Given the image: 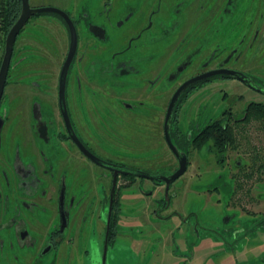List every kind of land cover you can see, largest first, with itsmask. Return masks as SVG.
Returning <instances> with one entry per match:
<instances>
[{
  "label": "flooded vegetation",
  "instance_id": "af4514ba",
  "mask_svg": "<svg viewBox=\"0 0 264 264\" xmlns=\"http://www.w3.org/2000/svg\"><path fill=\"white\" fill-rule=\"evenodd\" d=\"M30 6H52L65 16H31L13 46L0 102V264H87L86 216L99 202L86 190L74 205L73 190L88 183L90 166L111 176L105 194L108 217L100 234L103 264L107 230V251L119 231L118 189L147 179L118 174L111 203L114 171L108 167L145 172L126 162L149 153L159 127L168 145L169 107L186 83L173 108L170 136L187 154V169L190 157L202 149L224 164L242 140L264 139V70L244 68L264 53V0H52ZM67 18L76 47L62 75L73 41ZM56 27L64 31L67 47L52 70ZM222 44L226 48L218 49ZM4 52L5 45L2 59ZM226 81L236 84L226 88ZM193 94L205 103L198 102L195 123H187L193 129L186 131L185 104ZM205 114L210 116L201 118ZM74 158L80 160L77 168ZM176 162L171 174L179 168ZM234 163L237 172L229 171L233 197L251 174L243 169L246 161ZM147 180L166 189L154 216L170 218L164 212L171 205L173 182L167 187ZM260 225L257 230H264V216ZM250 232L247 228L243 237Z\"/></svg>",
  "mask_w": 264,
  "mask_h": 264
},
{
  "label": "rangeland",
  "instance_id": "374dc122",
  "mask_svg": "<svg viewBox=\"0 0 264 264\" xmlns=\"http://www.w3.org/2000/svg\"><path fill=\"white\" fill-rule=\"evenodd\" d=\"M51 1L30 0V4ZM54 31L57 46L52 55L55 57L49 58L52 70L63 58L67 47L64 31L58 28ZM217 48L224 49L226 45H217ZM220 54L222 58L226 51ZM248 62L244 68H251L255 73L258 67L264 70V53L257 61L249 59ZM243 64L237 61L236 66L243 68ZM235 84L226 81L223 85L231 88ZM220 95L217 93L218 99ZM206 97L212 99L214 94ZM202 99V95L196 94L188 98L185 104L188 120L183 119L186 124L195 123L193 113L198 109V102L205 103ZM47 102L53 104V97H48ZM207 116L210 114L201 118ZM181 118L184 117L181 115ZM190 127L187 124L185 130ZM159 135L161 127L151 135L149 153L126 163L150 174L171 175L177 166L176 158ZM239 143L240 148L230 153L228 160L232 161L229 163L218 164L216 158L206 154V149L190 157L188 169L168 190L171 205L164 214H170V218L159 220L154 216L161 199L166 198L165 186L137 179L132 186L120 187L119 231L116 241L108 246L106 264H264V230H257L264 216V139ZM236 160L246 161L243 169L251 174L242 179V187L233 197L235 181L230 172H237ZM80 165V160L74 158V168ZM260 165L262 169L257 172ZM110 180L111 176H107L104 169L90 166L88 183L73 190L74 205L86 197V190L90 200L94 197L99 202L97 209L86 216L89 239L87 264H102L103 239L100 234L108 217L105 194ZM247 228L252 234L243 237Z\"/></svg>",
  "mask_w": 264,
  "mask_h": 264
},
{
  "label": "water",
  "instance_id": "95a60500",
  "mask_svg": "<svg viewBox=\"0 0 264 264\" xmlns=\"http://www.w3.org/2000/svg\"><path fill=\"white\" fill-rule=\"evenodd\" d=\"M21 1V12L20 15L18 17V19L16 20V22L13 24V26L11 27V29L9 30L6 40H5V52H4V56L3 59L1 61V65H0V102H1V98L3 96V91H4V87H5V82H6V77H7V73H8V69H9V65H10V60H11V55H12V50H13V46L15 43V39L16 36L18 35V33L20 32V30L23 28V26L27 23V21L29 20V18L33 15L36 14H40V13H44V12H57V13H61L65 16L64 12L61 10H58L55 7L52 6H44V7H31L29 0H20ZM67 20L69 21V25L72 31V36H73V41L71 44V48L69 51V54L67 56V59L64 63V67H63V74H65V72H67V68L69 66L70 61L72 60V57L74 55V51H75V30L73 28V25L71 23V21L67 18ZM227 73H229L230 75H234L236 76L234 73V71H228ZM195 81V80H194ZM193 82V81H190ZM187 83L182 86L177 92L176 94L173 96V99L171 101L170 107H169V111H168V115H167V119L165 122V134H166V141L170 147V149L172 150V152L175 154L178 163H179V168L172 173L171 175L168 176H162V175H154V174H150V173H146V172H142V171H131V172H126L124 170H119V169H115L112 166L108 167L109 169H111L112 171H114V185L112 188V192H111V203H112V197H113V193H114V189H115V180L118 176V174H128V175H134V176H138V177H142V178H147V179H151L154 181H161L164 182L166 184L167 187H169V185L174 182L175 180H177L180 176H182L184 174V172L187 169V165H188V157L187 154L185 152H181L177 149V147L173 144L172 140H171V136H170V124H171V118H172V112H173V108L175 106V103L178 100V97L180 96V94L183 92V90L187 87ZM69 124V121H68ZM90 158L95 161L98 164H101L102 166H106V162H104L101 159H98L96 157L90 156ZM111 165V164H109ZM110 203V204H111ZM111 209V208H110ZM110 214H111V210L109 212V219H110ZM109 222V220H108ZM108 236V230L106 233V241H105V249H104V256H103V260L105 264V259H106V252H107V237Z\"/></svg>",
  "mask_w": 264,
  "mask_h": 264
},
{
  "label": "trees",
  "instance_id": "16d2710c",
  "mask_svg": "<svg viewBox=\"0 0 264 264\" xmlns=\"http://www.w3.org/2000/svg\"><path fill=\"white\" fill-rule=\"evenodd\" d=\"M20 0H0V65L6 36L20 15Z\"/></svg>",
  "mask_w": 264,
  "mask_h": 264
}]
</instances>
